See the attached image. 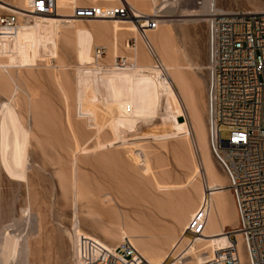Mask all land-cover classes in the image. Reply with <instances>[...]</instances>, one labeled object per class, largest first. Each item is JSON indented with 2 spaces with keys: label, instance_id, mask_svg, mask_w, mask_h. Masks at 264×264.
I'll use <instances>...</instances> for the list:
<instances>
[{
  "label": "rangeland",
  "instance_id": "obj_1",
  "mask_svg": "<svg viewBox=\"0 0 264 264\" xmlns=\"http://www.w3.org/2000/svg\"><path fill=\"white\" fill-rule=\"evenodd\" d=\"M6 1L17 3L16 0ZM197 1L178 0L173 3L176 14L166 13L170 9L168 7L163 16L158 18L165 23L167 20L164 31L177 48H182L183 44L180 29L190 24L182 19L208 17L186 15L188 10L200 7ZM215 4L217 9H221L219 11H264V0H217ZM49 23L59 26L79 25L84 29L88 43L92 46V58L86 65L80 64L75 47L71 45L73 39L81 40L84 35L70 36L71 40L70 37L68 39L49 33L42 41L46 45L45 49L50 51L36 54L30 48L28 39L33 34H25L28 51L24 56L17 52L19 56L14 53L9 57L10 65L15 66L14 59H18L21 65L19 68L26 82L23 87L35 91L34 107L39 109L38 113L35 110L39 128L33 127L35 137L32 135L29 140L25 128L10 127L9 132L17 137L12 138V143L6 147L0 129V264H80L76 248L78 234L94 236L109 247H115L129 237L147 260L149 258L145 249L148 246H162L169 252L176 238L183 240L184 214L190 212L192 204L195 206L199 203L202 206L197 189L201 184L206 185L203 169L197 168V172L194 163L189 162L197 158L196 164L199 163L201 167L199 153L194 154L193 150L194 156L186 155L189 151L181 150L180 147L181 136L174 122L183 112L190 130L191 120L187 118L188 113L181 103L177 85L173 82L165 86L156 85L162 74H168L163 69L152 68L159 62L143 42L142 51L148 62L142 65L136 62L133 57L135 49L127 47L128 39L135 36L126 33L118 40L113 33H108L112 29V20L56 19ZM107 39L119 43V51L115 56L110 53ZM139 40L136 37V47ZM186 40L197 45L200 64L204 65L201 77H198L203 84L196 89V94L200 98L199 104L208 127L207 21L201 22L197 30L190 26ZM97 46L104 47L106 51L99 58L95 55ZM121 57L135 63V66L118 65L117 59ZM157 58L162 62L160 55ZM63 63L66 67L55 73L54 68ZM58 74L62 76L61 83L53 79ZM62 87L70 92V99H67L68 95L67 98L62 96ZM144 90L148 92L145 94ZM143 93L144 96L134 99ZM151 96H154L153 103L162 101L160 108L164 114L158 116L150 107ZM142 98L151 102L145 101L144 104ZM26 99L25 94L21 95V112L27 109V103L22 101L27 102ZM129 100L131 116L128 114L129 117L122 119L119 127L103 143H92L80 159L72 158L73 147L88 135L89 126L104 115L109 117V107L123 106ZM4 102V96L0 95V116L6 111ZM25 112L21 114L26 118ZM158 127H162V130L158 131ZM81 134L84 136L81 137ZM222 136L226 138L228 132L224 130ZM18 160L24 164H18ZM214 162L228 183L225 173ZM105 163L108 167H105ZM72 184H77L86 194L77 196ZM227 191L230 207L236 212L232 193L229 188ZM104 193H109L113 198L108 206L100 202ZM99 195L100 200L97 198ZM179 205L183 206L184 214L177 210ZM236 224L235 217L228 227H235ZM151 235L155 236L154 239ZM238 242L243 249V264H249L240 235ZM25 244L29 246L27 252L23 249ZM187 246L185 239L180 250ZM208 255L203 253L202 257ZM186 257L187 264H194L197 260L193 259V263L191 255Z\"/></svg>",
  "mask_w": 264,
  "mask_h": 264
},
{
  "label": "built area",
  "instance_id": "obj_2",
  "mask_svg": "<svg viewBox=\"0 0 264 264\" xmlns=\"http://www.w3.org/2000/svg\"><path fill=\"white\" fill-rule=\"evenodd\" d=\"M178 0H158L155 15L139 12L129 0H67L68 12L59 13L61 0H27L0 13L1 59L9 54L24 23L35 20H132L140 35L158 26L164 10ZM202 6L204 0H198ZM208 143L210 152L225 173L237 211L235 227H225L201 264H242L238 234L249 264H264V11L242 9L217 11L212 3L207 15ZM127 45L136 46V38ZM122 58H120V61ZM228 136L224 138L222 132ZM206 214L201 211L189 224L201 234ZM80 264H153L129 237L109 247L102 240L78 234Z\"/></svg>",
  "mask_w": 264,
  "mask_h": 264
},
{
  "label": "bare ground",
  "instance_id": "obj_3",
  "mask_svg": "<svg viewBox=\"0 0 264 264\" xmlns=\"http://www.w3.org/2000/svg\"><path fill=\"white\" fill-rule=\"evenodd\" d=\"M4 1H6V0H4ZM16 1H17L16 4L11 3L10 1H6V2L9 4H12L16 7H23V6H25V3L27 0H16ZM129 1L141 13H144L147 15H155V13L157 12L156 5L158 3V0H129ZM216 1L217 0H204V4L202 6H200L197 9L188 10V13L186 15L207 16L210 12L211 4L212 3L215 4ZM12 8L13 7H11V5H7L5 3L0 2V13L3 12L4 10H10ZM219 10H221V9L220 8L217 9V11H219ZM68 11L69 10H68L67 0H61L59 13L64 14ZM166 13L176 14V8L174 7V5L173 6L171 5L170 9L168 11H166ZM202 18H205L206 21L208 20L207 17H202ZM199 19L201 20V17H199V18H188V19H182V20L184 22H189L192 20L199 21ZM164 23H165L164 20L158 19V26L154 29H148L147 30V39H144L140 35L137 26L135 25V23L132 20H112V26H111L112 29H110L111 31H108V33H110V32L113 33L114 37H116L118 40L121 39L126 33H131V34H133V36H135V38L137 37V39H140L139 45L137 47L136 46L131 47V46L127 45V47H130L131 49H135V50H133V57L136 60V62H138L140 65H142L145 62H148L147 56L144 55L143 54L144 52L142 51L143 50L142 42H143L144 45H146V47L150 51V53H152L154 55V57H156V61L159 62L158 65H155V64H154L155 66L152 65V68L163 69L168 74V75L162 74L163 76L159 79L158 84H156V85L165 86V85L170 84V82H173L177 85V87L179 89L178 90L179 96H180L181 101H182L181 103H183V105H184L183 107H185L184 109H186V111H187L186 113H188L187 118H190V120H191L190 130L187 126V122H186L185 115H184L185 113L182 112V114H179L178 119L175 121V119H176L175 118L174 119L175 122L173 121L175 124V128H176L177 132L181 136V137L179 136L180 140H181L180 142L182 145L180 147H182L181 150L187 149V151H189L188 154H186V155L194 156L193 150H194V154L199 153V160H200L201 167L199 166V163L196 164L195 160L197 158L195 160L192 159V161H189V162L194 163L193 165L196 168L195 171H197L199 168H200V170L203 169L204 175L206 177V185L201 184L197 189V191H199V199L203 202L202 206H199L198 205L199 203L196 204L195 206L192 204V208H191L190 212L187 211L188 213H186V214H184V212H182L183 206L179 205V207H177V210L180 213L182 212L184 214V216H183L184 218L182 221V226H183L182 238H183V240H185V239L187 240L188 246L185 249L180 250V247L182 245L183 240H181L180 238H178V239L176 238V241L172 245L171 249L169 248V250H170L169 252H166L162 246L151 245V246L146 247V249H145L146 253L145 254L148 256L150 262L153 264H187V262H185V258H184V257H186L185 255H187V257H188V255H191V258L193 257L191 262H193V259H197L198 262L196 263V261H197L196 260V261H194L195 263L193 262L194 264H201L209 255H211L212 250L215 247V244L219 240L220 241L223 240L222 239L223 236H221L222 230L225 227H228V225H230V221L232 218L236 217V219H237V211L234 212L232 210V208L230 207L231 206L230 205V195L227 191L228 183H226L225 177L223 176V174L220 172V170L216 166V164L214 162L215 159L213 158V156L210 152V149H209L208 127H207L206 121L203 117L202 110H201V107L199 104L200 98L196 94V89L200 88V86L203 84V82L200 78H197L196 76H194L197 79L195 81V83H193L192 85L188 84L187 79H189V78H188L187 74L185 76V71L183 73L182 60L178 56L179 53L182 51V48H177L171 42L169 35L167 36V32L164 31V27H163L164 25H166L167 20H166V23L165 24ZM112 30H113V32H112ZM48 33L54 34V35L57 34L60 36H64L66 38H68L70 36H72L74 38L75 35L76 36H80V35L86 36L84 29L79 27V25L59 26L56 24H50L49 22L43 21V20H41V21L35 20V22H31V23L26 22L22 25L16 41L7 50L9 52V54H6L5 55L6 57L1 59V63L3 66L0 69V95H2V97L4 96V98H5V102H4V106L6 107L5 110L6 111L8 109L10 110V111H8V114H6L7 112L5 111L0 116V129H1V132L3 133V145L5 147L9 143H12V138L17 137L16 135H13V133L9 132L10 127L14 128V129H19V127L25 128L28 131L29 140H30L32 135H33V138L35 137L34 133H33L34 132L33 127L34 126L38 127V124H39L38 118L35 114V110H36L35 108L36 107H34V103L36 102V100H35L36 95L34 93L35 91L33 90L34 91L33 92L29 87H23V85H25L26 82L24 81V79H25L24 73L22 71H20V68H19L21 65L19 66L20 63H19L18 59H14L15 66L10 65L9 57L14 53H16V55L19 56V54H17V52L20 53L21 56H24V53H26L29 49L28 43H27L28 39L30 41V48H32L36 52V54H38L39 52H43L45 50H46V52L50 51L48 48L45 49L46 45L42 41L43 37H45ZM25 34H33V36L26 40ZM84 36H82L83 39L80 38L81 40H78V38H77V40H75V39L72 40V37H70V39L72 40L71 41L72 44L70 43V40L68 42L71 45H74L75 49L74 48L73 49L76 50V52H77L78 59L80 61L79 63L86 65L87 63H89L91 61L92 55L90 56V54L93 53V51H92V46L88 43L87 36L86 37H84ZM63 40H65V39H63ZM107 42L109 43V46L111 49V51H110L111 55L115 56V54H117L119 51L118 41L111 42L110 40L107 39ZM105 52L106 51H105L104 47H101V46L95 47V55L97 58L102 57L105 54ZM183 53H184V51H183ZM43 54H46V53H43ZM159 55L162 59V62H160L159 59L157 58V56H159ZM117 64L122 66V67H134L135 66V63L130 62V61L126 60L125 58H122L121 61L119 59H117ZM47 65H50V63L49 64L47 63ZM64 66L66 67V65H64V63L57 65L56 66L57 68H54L55 73L58 72L57 70L63 69ZM184 66H183V68H184ZM26 71H28V70H26ZM30 71H31V69H30ZM28 74H29V71H28ZM61 77L62 76H60L58 74V76H54L53 79L55 81L57 80L58 82H60L62 80ZM26 78H27V76H26ZM58 82H56V83H58ZM189 83L191 84V82H189ZM63 85H65V84H63ZM63 89H61L60 91H64V93H66V94L62 93L63 94L62 96L65 95V97L67 98L66 95L70 94V92L68 91L69 92L68 93L65 91L66 87L64 90ZM147 89H149V91H150V88H147ZM146 92H148V91H145L144 93L146 94ZM144 93L140 94L138 96L136 95L134 99H137V98L141 97L142 95L144 96ZM152 93H150V94H152ZM23 94H25V96L27 97V99H26L27 102L25 100H22V101H24L25 104L27 103V105H28V106L26 105L27 109L25 110V111H27V113L23 109H22V112L19 110L21 95H23ZM70 95H68L69 98H67V99H70ZM154 95L156 96V92L154 93ZM145 96H147V95H145ZM152 98H154V96H151V98H150L151 101H152ZM158 98H159V96H158ZM23 99H25V98H23ZM142 99L144 100V101L141 100V101H143V103L145 101L146 102L148 101L149 103L151 102L149 99L148 100H146L144 98H142ZM157 99L155 98V100H157ZM202 99H203V96H201V100ZM132 100L133 99H131V101ZM131 101L130 100H129V102L127 101V103L124 104L123 106L122 105L121 106L115 105L113 107H109L110 108L109 109V112H110L109 117L104 115L101 120L98 119L99 121H97L95 124H93V125L91 124V126H89L90 131L87 132L88 135H86V132H84L86 137H83L84 135L81 134V137H83V138L78 142L77 145H75L73 147L74 150H73L72 158L80 159L83 155H85L86 151L88 150V148L91 147L92 143H95V145H99L100 143H103L104 140L117 127H119L120 122L123 121L127 116L129 117L128 114H130V116H131V112L128 110V108L130 107ZM153 101H152V105L150 107H152L158 113V116L160 113H161V115L164 114L162 109H161L162 107L160 108V104H162V101L160 100L161 103H158L159 100H158V102L155 101L154 103H153ZM139 102H140V100H139ZM178 102H179V100H178ZM104 103H106V101H104ZM143 103H142V105L145 104V103L144 104ZM36 104H35V106H38ZM104 107H105V105H104ZM38 110L39 109L36 110L37 113L39 112ZM24 112L27 115L26 118L23 116V114H21ZM39 119H40V117H39ZM81 119L83 120V118H81ZM160 121H161V119H160ZM87 128H88V126H87ZM161 128H159L158 131L162 130ZM40 131H42V130H40ZM37 139H36V141H37ZM37 143L40 144L39 139H38ZM1 156H2V154H1ZM179 158H181V156ZM185 160H186V158H185ZM18 162H19V160H18ZM22 163L19 162L18 164H22ZM25 164H27V163L25 162ZM20 167H21V165H20ZM105 167H108V166H106V163H105ZM16 171L17 170H15V172ZM21 173H22V171H21ZM16 174H17V172H16ZM72 187L74 188L77 196L86 194L84 191H82L78 187L77 184H72ZM97 198H98V200H100L101 195H99ZM112 201H113V198L109 193H104L103 198H101V200H100V202L103 206L110 205ZM235 208H236V206H235ZM183 210H185V209H183ZM201 211H203L204 214H206V223H205L203 232L201 234H194V233H192V231L188 227H189L191 219L195 215H198ZM173 212H174V210H173ZM174 214H176V212H174ZM174 218H176V217H174ZM177 222H178V220H177ZM39 223H40V221H39ZM238 235H240V234H238ZM154 237H153V235H151L152 239H154ZM188 241H189V243H188ZM238 245H239L240 255H241L242 264H243L242 245L240 244V242H238ZM28 247L29 246L25 244V247L23 249L26 250V252H27ZM203 253H208L209 255L206 257H202ZM7 257L5 259H7ZM182 258H184V260ZM1 259L3 260L4 258H1ZM26 259H27V257H26ZM189 262H190V260H189Z\"/></svg>",
  "mask_w": 264,
  "mask_h": 264
},
{
  "label": "crops",
  "instance_id": "obj_4",
  "mask_svg": "<svg viewBox=\"0 0 264 264\" xmlns=\"http://www.w3.org/2000/svg\"><path fill=\"white\" fill-rule=\"evenodd\" d=\"M204 21H206L205 18H202L201 17V20L199 19V21H197V20H195V21L194 20L189 21L188 22V23H190L189 25H186L185 27H182L180 29V34L183 37V44H182V51L179 53L178 56L182 60V70H183V73L185 71V76L187 74V76L189 78V79H187L189 85H192L193 83H195V81L197 80L196 77L197 78L198 77H201V74H202V70L204 68V65L203 64H200L201 62H200L199 57H198V48H197V45L196 44H193L192 42H187L186 37H187V34H188V30L190 31V26H191V28L194 27V29L197 30V26L201 22H204ZM183 51H184V53H183ZM183 66H184V68H183ZM194 76H196V77H194ZM189 82H191V84Z\"/></svg>",
  "mask_w": 264,
  "mask_h": 264
}]
</instances>
